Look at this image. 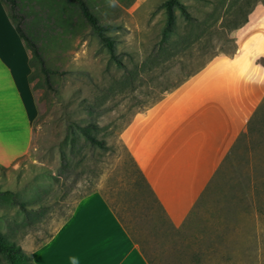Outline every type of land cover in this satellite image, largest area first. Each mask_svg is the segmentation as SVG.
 <instances>
[{"label":"rangeland","instance_id":"1","mask_svg":"<svg viewBox=\"0 0 264 264\" xmlns=\"http://www.w3.org/2000/svg\"><path fill=\"white\" fill-rule=\"evenodd\" d=\"M85 1L113 27L108 35L121 66L73 5L18 0L24 32L45 66L62 74L50 75L55 90H47L34 65L37 114L30 148L11 165H0V192L13 194L12 200L0 196V233L27 254L57 230L80 198L99 192L150 264H264V96L178 230L139 186L119 138L135 113L216 57L242 55L264 73V0H179L189 19L175 10V32L165 43L164 0ZM91 123L104 150L70 135L72 125Z\"/></svg>","mask_w":264,"mask_h":264},{"label":"crops","instance_id":"2","mask_svg":"<svg viewBox=\"0 0 264 264\" xmlns=\"http://www.w3.org/2000/svg\"><path fill=\"white\" fill-rule=\"evenodd\" d=\"M1 4L0 165L7 167L30 148L37 107L30 53ZM263 78L245 56L216 57L121 130L120 140L174 230L246 131L264 96ZM27 254L34 264H150L99 192L80 198Z\"/></svg>","mask_w":264,"mask_h":264},{"label":"trees","instance_id":"3","mask_svg":"<svg viewBox=\"0 0 264 264\" xmlns=\"http://www.w3.org/2000/svg\"><path fill=\"white\" fill-rule=\"evenodd\" d=\"M64 1L68 4L73 5L77 9L83 21L90 28L91 33L97 38L102 48H104L107 52L109 59L116 65L121 66L120 62L117 59L115 41L108 35V32H110L113 27L100 22L97 17L91 12L85 0ZM0 2L4 5L8 18L10 19L17 35L22 40L24 46L30 53L29 65L31 68V73L29 75V81H32L33 68L36 64L38 66L39 72L42 75V82L44 87L47 90L54 91L55 88L51 83L50 75L62 74V72L49 69L45 66V62L43 57L41 56L38 45L35 41L30 38V36H28L24 32V16L19 11L18 0H0ZM159 8H161L164 12V24L160 33V42L165 43L175 32V10H177L181 17L185 20L189 19V15L185 9V6L179 0H164L160 3ZM96 129L97 126L92 123L86 126H80L75 124L72 125V127L70 128V135L73 137L82 136L89 146L97 147L98 149L104 150L106 148L105 142L103 140H98L91 133V130L96 131ZM64 160V155H61V162H64ZM132 162L134 172L137 175L136 178L138 180L139 186L145 188L147 192L152 196L153 200L157 202L153 192L145 181L142 173L140 172L134 161ZM0 196L7 200H12L13 194L10 191H2L0 192ZM18 205L20 209H24L20 203H18ZM1 260L4 262V264H34L30 256L26 254L19 245L9 240L7 237L0 233V261Z\"/></svg>","mask_w":264,"mask_h":264}]
</instances>
